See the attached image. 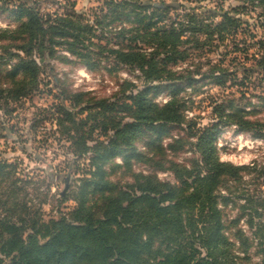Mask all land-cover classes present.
I'll use <instances>...</instances> for the list:
<instances>
[{
	"label": "trees",
	"instance_id": "trees-1",
	"mask_svg": "<svg viewBox=\"0 0 264 264\" xmlns=\"http://www.w3.org/2000/svg\"><path fill=\"white\" fill-rule=\"evenodd\" d=\"M30 1L26 0L15 12L19 27L0 36V41L7 43V62L14 63L6 74L8 80L0 83V106L5 103L9 107V102L27 100L39 91L40 62L46 57H58L62 51L90 71L99 70L104 60L128 67L141 74L145 88L131 84V90L137 88L138 92L125 94L124 100L117 98L115 102H92L94 98L87 100L89 95L84 93L64 97L65 102L71 101L76 107L86 104L81 110V114L88 113L86 120L78 121V114L61 107L56 123L61 136L78 148L80 158L93 154L92 170L77 192L63 196V202L76 203L68 217L50 222L39 217L24 218L17 215L18 204L7 209L8 216H0V264H250L248 253L254 244L242 231L237 232L245 258L236 257V244L227 235L230 226L224 221L220 200L228 202L229 197L221 191L229 190L230 183L240 182L245 173H256L257 167L221 160L215 144L218 125L203 131L187 121L179 100L182 85L170 86L174 90L167 104L160 105L155 100L162 90L161 83L182 79L170 67L190 58L184 46L194 44L202 49L217 35L225 40L237 33L242 22L226 15L213 28L193 15L188 24H166L172 10L167 5H147L150 0H107L92 24L76 12L75 1L66 0L69 6L61 15L45 14L37 0L34 7ZM249 1L264 15V0ZM118 22L124 25L121 31L107 30L108 36L106 29ZM203 35L207 37L204 42ZM260 45L264 49V42ZM62 59L68 60L65 56ZM259 66L264 72V57ZM222 79L216 78L225 86L227 80ZM187 81L189 85L198 82L191 75ZM224 109L223 105L215 108L222 122L227 118L240 131L264 139V121L246 120L247 112L240 109L225 117ZM127 118L132 122H125ZM46 119L53 121L52 117ZM44 121L37 122L34 128ZM185 125L190 130L189 138L196 140L191 146L200 155L186 167L170 160L161 144L171 129ZM98 130L101 135L113 134L108 144L93 140ZM152 137L155 139L146 143L148 152H141L138 143L145 144ZM89 141L95 145L90 146ZM177 143L180 151L185 149L182 141ZM171 148L177 151V146ZM117 158L123 160L126 174L132 177L125 187L111 181L106 170ZM135 163L170 172L177 183L136 173ZM8 169L13 166L0 164L2 175L8 176ZM262 169L264 175V166ZM0 205L6 208L7 202L1 201ZM243 210L260 239L259 253L264 264V198L250 196Z\"/></svg>",
	"mask_w": 264,
	"mask_h": 264
},
{
	"label": "rangeland",
	"instance_id": "rangeland-1",
	"mask_svg": "<svg viewBox=\"0 0 264 264\" xmlns=\"http://www.w3.org/2000/svg\"><path fill=\"white\" fill-rule=\"evenodd\" d=\"M72 1L76 2V12L85 15L93 24L94 15L99 14L107 0ZM150 1L146 4H163L172 8L166 24H188L189 17L193 15L203 24H209L213 28L220 24L226 15L242 22L237 33L226 37L225 40L217 35L212 41L205 42L208 44L202 49L195 48L194 44L184 46L183 50H189L190 58L170 67L177 76H183L182 79L174 83H161L164 88L161 87L162 90L155 100L160 105L167 104L174 90V87L170 86L175 83L182 85L179 100L184 106L187 121L195 123L196 130L203 131L218 125L215 144L221 160L236 166L257 167L256 173H245L240 182L230 183L229 190L223 189L221 194L229 197V201L220 200V203L225 212L224 221L230 226L227 235L236 244V257L245 258L240 249V239L236 236L237 232L242 231L254 244V249L248 253L252 259L250 264H262L263 257L259 253L260 239L254 235V229L250 228L243 206L250 196L264 198V139L256 138L253 133L240 131L238 126L228 123L227 118L222 122L216 115L215 108L218 105L225 106V117L240 109L247 112L246 120L264 121V82L261 81L264 72L259 66L261 58L264 57V49L260 45L264 42L263 11L257 9L249 0ZM35 2L36 0L30 1V6L34 7ZM37 2L42 12L52 15L66 14L65 6H69L66 0ZM24 3L26 0L0 2V36L4 31L19 27L20 20L15 12ZM109 22L107 20V24ZM122 22L114 24L106 31H121L124 26ZM108 31L107 35L110 36ZM187 38L188 36L184 39ZM205 40L207 37L201 36V41ZM105 43L104 41L103 44ZM6 44L0 41V83L8 80L6 74L14 65L7 62L8 56L4 52ZM62 56L68 60H63ZM40 66L42 84L39 91L27 100L9 102V107L5 103L0 106V164L13 166V169L7 170L8 176L0 173V204L1 201L7 202L6 208L0 205V216H8L7 209L18 204L20 210L17 215L29 219L39 217L44 222H50L68 217L73 212L76 203L72 200L63 202V196H72L77 192L82 181L89 177L88 174L92 170L93 154L80 158L78 148L61 136L56 123L61 116V107L78 114V121L86 120L88 113L81 114L86 104L76 107L71 101L65 102L64 97L84 93L89 95L87 100L94 98L92 102H115L119 98L124 100L125 94L137 93V88L144 89L145 84L141 74L128 67L116 66L113 62L104 60L99 70L90 71L65 51L55 58L46 57L40 62ZM189 75L198 82L189 85ZM216 78L227 80L226 85H220ZM131 84L137 88L131 90ZM155 92L157 93H153ZM50 117L53 121L46 119ZM42 119L46 121L34 128ZM125 122H132V119L127 118ZM87 131L88 128H85V132ZM101 134V130L96 131L93 140L108 144L113 134ZM189 135L187 125L175 127L161 143L167 150L169 159L185 167L192 166L195 160L200 158L191 146L196 140L190 139ZM154 139L155 137L145 140V144L138 143L139 150L147 153L146 143ZM176 141H182L181 145H185V149L180 151V143L176 144ZM89 145L94 146L95 143L89 141ZM173 145L177 146V151H172V148L170 150ZM106 170L111 181L120 187H125L127 182L132 181V177L126 174L121 158L106 166ZM134 171L156 176L163 182L177 183L172 173L155 171L154 166L135 163ZM236 221L239 223L234 226L233 222Z\"/></svg>",
	"mask_w": 264,
	"mask_h": 264
}]
</instances>
